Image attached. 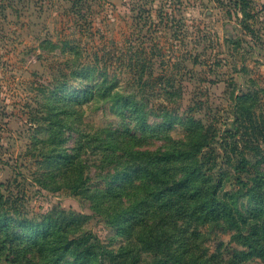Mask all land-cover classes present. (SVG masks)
Returning a JSON list of instances; mask_svg holds the SVG:
<instances>
[{
    "label": "rangeland",
    "instance_id": "1",
    "mask_svg": "<svg viewBox=\"0 0 264 264\" xmlns=\"http://www.w3.org/2000/svg\"><path fill=\"white\" fill-rule=\"evenodd\" d=\"M235 1L0 0V183L20 196L25 211L74 210L108 250L119 248L123 234L62 185L59 161L49 162L54 150L68 149L78 136L85 143L95 129L119 130V118L107 102H81L71 120L78 132L59 141L56 125L42 118L45 99L54 81L78 85L72 72L105 50L109 54L101 61L114 89L137 94L149 120L168 108L223 129L233 120L232 99L252 86L264 87V0H245V16ZM63 103L53 108L67 117ZM179 120L172 124L173 137L183 132ZM35 155L45 158L35 161ZM85 158L90 186L95 157L89 152ZM230 235L212 233L209 253L220 240L238 247ZM213 258L220 264H264L256 257L241 261L226 250Z\"/></svg>",
    "mask_w": 264,
    "mask_h": 264
},
{
    "label": "trees",
    "instance_id": "2",
    "mask_svg": "<svg viewBox=\"0 0 264 264\" xmlns=\"http://www.w3.org/2000/svg\"><path fill=\"white\" fill-rule=\"evenodd\" d=\"M234 4L245 16V0ZM108 54L95 52L72 72L81 80L78 85L54 81L42 118L49 127L56 125L59 141H66L72 130L78 132L71 120L75 123L73 107L81 102H107L118 116L119 130L95 129L85 143L78 136L79 143L54 150L49 162L59 161L65 170L62 185L88 201L94 213L123 234L124 243L108 250L74 210L29 213L20 196L0 183V262L220 264L213 257L223 250L241 261H264V87L252 86L232 99L233 120L223 129L168 108L149 120L137 94L114 89L101 61ZM64 101L67 117L53 108L55 103L66 106ZM179 118L183 132L173 137L170 130ZM89 152L96 165L87 186ZM35 156L39 162L45 158ZM220 230L230 232L238 247L220 240L209 253L207 242Z\"/></svg>",
    "mask_w": 264,
    "mask_h": 264
}]
</instances>
